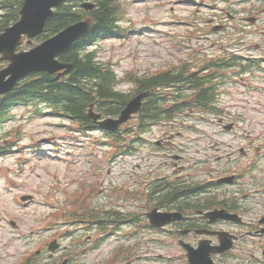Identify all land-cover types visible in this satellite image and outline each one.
I'll use <instances>...</instances> for the list:
<instances>
[{
  "label": "rangeland",
  "instance_id": "374dc122",
  "mask_svg": "<svg viewBox=\"0 0 264 264\" xmlns=\"http://www.w3.org/2000/svg\"><path fill=\"white\" fill-rule=\"evenodd\" d=\"M176 1H121L119 24L121 28L129 31L127 37L124 38L121 32L117 35L118 38H102L97 45H94L97 58L113 68L117 80L115 84L117 89L133 95L136 91L135 84L131 79V76L134 75L133 72L143 71V69L154 70L162 68L166 63L176 60L178 53L173 46V42L176 41V32L182 35L184 30H188L195 34L194 29L197 23L202 25L201 21L214 14L220 16L218 12L206 7V3H210V0H196L200 3L202 2V5L199 6H194L193 4L184 5L185 3L181 4ZM215 2V5L220 8L226 7L230 9L236 19L246 26L248 33L241 40L245 39L247 48H245V44H240L241 50L237 52V55L246 56L247 54H253L264 59V11H260L263 7V0H215ZM249 16H258V20L254 24H248L245 18ZM167 19H185L194 23V25L190 24L188 28L172 26L167 24ZM220 19L222 18H219L218 21ZM172 31L173 34H170ZM220 31L221 28L216 27L212 34L215 37L209 36L218 39ZM186 39L185 41L190 45L197 43L206 46L208 42L203 38L198 41H195V39L187 41ZM257 43L261 44L260 50L255 48ZM210 52L216 56L224 55L223 44L221 42L216 43L214 49ZM253 78L254 80L251 79L253 81L251 83L252 90L254 89L253 93L237 85L221 88L224 94L221 96L222 101L217 103V106L221 107V110L226 107L224 104L231 107L225 117L227 119H235L236 124L239 125V128L229 134L216 125L218 124V118L223 116L222 112L213 116L208 115L207 111L192 115H177L178 124L182 128L195 126L198 128V132L195 135L197 137L202 135L198 144L196 143L192 147L189 146L194 149L191 151L192 154L197 155L199 158H203L204 155L223 154V150H231L235 147L224 146V148L221 147L217 150L213 139L226 138L227 141L229 140L232 143L237 141L240 143L245 141L247 135L253 136L260 128L261 123L264 124V94L256 92L257 78L264 79V77L262 75H254ZM174 91L166 89L161 92L166 93L172 99ZM236 102L237 106L232 107V104H236ZM32 110V107L13 108L14 120L0 127V143L8 146L5 132L16 123H21L18 131L21 135V140L17 142L16 147H10V151L0 156V264H12L15 260L17 261L16 258L20 249L30 246L34 242V240H31L22 244L20 240L16 239V229L6 225L5 217L15 219L21 228L29 230L31 225L44 220L49 211L43 205L44 195L53 196L57 194V190L59 192L65 187L69 188L70 186L66 184L68 176H77L76 181L71 184V186L75 187L76 182L79 180L78 176H81L89 167L88 148L85 146L80 147L77 143H68L67 141L71 140L63 137V135L68 134L64 126L67 125V121L60 120L53 115H33ZM134 124L137 123H134V120L131 119L125 125L127 128L124 136L129 139L132 133L131 138L138 139L136 145L141 149L125 156L122 162L120 161L113 166L112 174L108 173V175L115 183H120L130 173H133L136 179H139L141 175L146 176L150 172L162 174V158L159 156L162 153V144H160L161 150L155 145L156 141L162 139V133L166 131L167 124L161 122L147 124L142 133L137 132L136 129L133 132L127 130ZM102 131L100 129H92L86 139L95 142L106 139L107 134ZM221 131L223 135L220 134ZM16 133L11 135L14 136ZM209 134L219 137L209 139ZM234 134L237 136L234 137ZM184 137L188 139L186 134H184ZM58 144L60 145V152H56L54 148ZM100 147L104 146L98 144L92 149L93 153L95 154V149L97 151ZM54 154L62 156V159L67 164L53 159ZM262 154L263 158L260 164L263 170H259L258 173L254 169L249 170L243 178L238 180L236 186L250 191L262 188L261 185L264 186V148L262 149ZM68 157L75 159L74 162L69 163ZM232 159V157L229 158L230 162ZM23 194H29L33 198L21 203L19 198ZM255 199L254 195H251L247 202H254ZM155 201L154 197L150 199L151 204ZM74 237H79V234L75 233ZM114 243L111 240L105 241L100 252L95 250L96 253L89 255L90 258L87 261L99 260L102 257L99 253L104 254ZM139 243L141 246V261L139 264H181L178 258V254H180L179 245L175 239L170 237L168 232L166 233L162 230L149 232L146 230L144 238ZM148 244L151 245V249H149ZM247 244L250 250L256 248L249 239ZM250 250L247 252H254ZM169 254L174 255L175 258H167ZM241 254L242 250L240 248L233 250L226 258L224 264H229L228 259L238 258ZM46 257L47 255L44 259Z\"/></svg>",
  "mask_w": 264,
  "mask_h": 264
},
{
  "label": "trees",
  "instance_id": "16d2710c",
  "mask_svg": "<svg viewBox=\"0 0 264 264\" xmlns=\"http://www.w3.org/2000/svg\"><path fill=\"white\" fill-rule=\"evenodd\" d=\"M98 9L92 11L93 23L87 35L76 45L68 49L61 59L73 63L71 72L63 80H55L49 74H34L33 78L24 82L17 92L0 97V121L4 120L10 106L16 102H27L28 99L47 96L59 100L56 103L64 102L65 107L72 111L76 117L83 118L84 109L91 101L100 104V108H106L113 103L107 111L111 114L117 113L124 104L123 93L114 89L115 75L110 66L96 61L94 52H86L88 44L95 42L101 36L117 34L116 18L119 15V4L113 0H96ZM77 14L72 13L69 7L58 10L57 14L48 21V26L58 29L77 19ZM6 24V23H5ZM172 78L171 73L158 74L145 77L140 80L141 89L150 90V96L142 106L141 117L148 121L156 120L162 116L153 109L162 111V94L157 93V88L162 87L163 82ZM159 94V95H158ZM48 100V99H47ZM144 125L145 123H141Z\"/></svg>",
  "mask_w": 264,
  "mask_h": 264
},
{
  "label": "water",
  "instance_id": "95a60500",
  "mask_svg": "<svg viewBox=\"0 0 264 264\" xmlns=\"http://www.w3.org/2000/svg\"><path fill=\"white\" fill-rule=\"evenodd\" d=\"M59 1L61 0H25L20 11V21L12 27L6 28L0 34V53H2L3 58L9 59L12 62L9 67L0 72V91L6 90L17 78L33 69L54 71L64 66L69 67V65L57 63L53 57L87 29L89 18L66 28L54 38L44 42L33 50L14 54L15 46L19 43L21 33H27L31 36L41 31L46 18L52 13L50 8ZM82 6L85 8L92 7V5L86 3H83ZM7 74H11L9 81L4 80ZM137 108L138 103L136 101L130 103L121 112L119 119L111 120V123L118 125L129 117L131 112L137 110Z\"/></svg>",
  "mask_w": 264,
  "mask_h": 264
},
{
  "label": "flooded vegetation",
  "instance_id": "af4514ba",
  "mask_svg": "<svg viewBox=\"0 0 264 264\" xmlns=\"http://www.w3.org/2000/svg\"><path fill=\"white\" fill-rule=\"evenodd\" d=\"M169 156V155H166ZM184 157L181 155L176 161L170 160V164L173 170V178L175 180V185L177 187V191L175 195H168V187L162 180V210L166 211H175L180 213L182 218L180 220H176L169 225V230L174 234L177 242L184 241L190 245H196L199 239L203 236L198 234L199 229H208V230H219L218 224L221 221L211 222L209 221L205 215L199 214L198 211L200 209H208V208H232L231 204H223L220 202H204L202 198H199L196 194H191L193 188L196 186L197 172L194 171L195 166H192L188 162L183 161ZM168 162H162L163 165H167ZM166 177V173H162ZM163 178V176H162ZM183 186L186 188H183ZM260 206V211H264V204H258ZM201 206V207H200ZM241 209V207H240ZM105 222H112L111 219H106ZM109 228H113L112 224H107ZM261 226V225H260ZM259 226V227H260ZM167 228H163L166 230ZM107 235H111L110 232L106 233ZM89 238L90 235H87ZM208 238L212 242H216L215 236H208ZM264 255V250L262 252ZM85 253H83V256ZM255 256L254 254H251ZM257 257H255L256 259ZM244 264H251L252 259L247 258L246 252L245 255H241L239 258ZM257 261L259 258L256 259ZM264 263V260H262ZM127 264H133V259L130 258L126 261ZM262 262L258 261V264Z\"/></svg>",
  "mask_w": 264,
  "mask_h": 264
}]
</instances>
